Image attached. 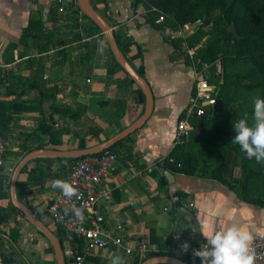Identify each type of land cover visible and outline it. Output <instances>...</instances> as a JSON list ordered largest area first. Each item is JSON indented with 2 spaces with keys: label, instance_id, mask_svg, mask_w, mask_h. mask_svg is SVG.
I'll return each instance as SVG.
<instances>
[{
  "label": "crops",
  "instance_id": "crops-1",
  "mask_svg": "<svg viewBox=\"0 0 264 264\" xmlns=\"http://www.w3.org/2000/svg\"><path fill=\"white\" fill-rule=\"evenodd\" d=\"M135 1L91 0L114 32L134 43L132 54L141 49L143 58L132 65L136 71L144 67L155 100L146 124L113 150L119 160L104 183V189L112 192V201L104 208L106 224L122 231L127 246L144 241L151 253L178 258L193 257L206 242L199 231L205 219L239 223L257 237L264 233V207L242 201L214 180L175 174L174 183L161 182L164 172L159 163L176 146L178 121L194 97L195 69L172 61L169 32L147 21L145 5ZM78 4V0H0V63L8 65L0 71V106L13 112L5 135L10 141L7 170L13 161L17 165V157L26 156L18 145L44 118L52 117L60 142L49 143L45 136L29 138L26 145L73 152L81 150V143L93 148L111 140L145 112L140 88L130 76L120 69L109 73L113 66L107 58L106 37L88 19L76 18L72 6ZM77 162H32L29 169L36 173L18 178V199L39 218L47 216L53 226L43 223L57 237L59 227L47 207L60 190L52 189L50 181L65 180ZM225 177L235 184L242 179L232 151L227 153ZM0 241L10 262L58 264L51 242L5 197L0 204ZM185 243L190 245L186 252ZM115 256L124 264L142 259L109 248L95 251L84 264H111Z\"/></svg>",
  "mask_w": 264,
  "mask_h": 264
},
{
  "label": "trees",
  "instance_id": "trees-1",
  "mask_svg": "<svg viewBox=\"0 0 264 264\" xmlns=\"http://www.w3.org/2000/svg\"><path fill=\"white\" fill-rule=\"evenodd\" d=\"M144 2V0H136L135 4L145 5L147 21L158 28L165 29L163 22L156 24L161 17L171 22L173 32H179L181 27L189 23L198 22L199 33L206 40L202 42L192 59L182 38L168 36L166 41L174 48L171 56L173 62L183 61L191 67L196 64L197 69H201L203 65H209L212 68V77L209 78V82L215 87L213 94L215 103L206 107L207 115L193 121L194 130L190 139L176 145L170 155L159 163L160 169L173 175L196 176L217 181L237 194L242 201L264 207V162L247 158L239 145L231 143L236 135L233 123L244 118L245 114L251 122L254 98L257 96L264 98V0H150L148 4ZM92 5L97 10L93 3ZM215 11L219 12V16L213 22L210 17ZM83 16L91 22L98 33H102L89 17L85 14ZM231 26L236 27L239 38L228 31ZM114 34L120 50L131 65L132 61L143 58L140 48L132 54L131 47L134 43L128 41L126 35L123 38L119 33L114 32ZM105 41L107 58L113 66L109 69V73L119 69L124 71L116 61L106 38ZM187 41L191 47H194L190 38ZM218 62L222 67L220 73L217 68ZM247 63H250L252 68H249ZM137 72L146 79L143 66ZM131 81L135 83L132 79ZM138 92L142 101L145 102L143 92L140 89ZM32 108L35 107L25 106L24 109ZM12 115L13 112L9 113L7 108L0 106L1 134L6 135L7 125L12 121ZM54 129L52 117L44 118L39 122L37 130L28 135L25 142L29 138L49 136V143L58 144L60 141L57 140ZM25 142L21 147L26 155L34 150L44 149V146L40 145L27 146ZM119 145L120 143L109 150H114ZM80 149H86L84 143L80 144ZM229 151L236 154V166L242 172V179L238 184L225 177V164ZM85 158H39L32 162L44 160L75 163ZM32 162L23 169L21 174L36 173V170L29 169ZM161 182L167 183L165 176L161 178ZM3 197L9 198L13 210L20 212L13 206L10 192L5 193ZM40 219L43 221L42 217ZM62 235L63 230L59 227L58 238L61 239ZM162 255L167 254L151 253L144 259L137 258L135 264H141L151 257ZM182 260L187 264H194L195 258L186 256Z\"/></svg>",
  "mask_w": 264,
  "mask_h": 264
},
{
  "label": "built area",
  "instance_id": "built-area-1",
  "mask_svg": "<svg viewBox=\"0 0 264 264\" xmlns=\"http://www.w3.org/2000/svg\"><path fill=\"white\" fill-rule=\"evenodd\" d=\"M61 2V1H60ZM76 18L81 22L85 17L79 4L72 6ZM86 19V18H85ZM164 21V17L157 23ZM83 32V30H81ZM104 36L103 33H101ZM193 58V53L189 51ZM8 65L0 63V71ZM218 72L222 70L220 62L217 63ZM208 65L201 69L195 68L194 90L192 102L178 121L176 145L188 141L194 130L193 121L204 118L206 114L205 103L213 101L215 87L209 82ZM90 82V80H88ZM9 139L0 133V204L5 193L10 192L14 169L7 170V149ZM119 156L113 150H105L98 155L88 156L80 160L73 167L69 176L65 179L74 182L77 195L68 199L59 194L49 198L47 211L54 224L63 230V239H60L66 264H84L85 259L95 251L102 249H122L127 255L138 254L142 259L152 252L147 242L141 241L136 246L125 245L122 231L106 224L104 216L105 205L112 201V192L104 189L107 177L115 170ZM72 204L82 208L83 219H78L69 212L65 214V208ZM193 205H191L192 207ZM199 247L200 249L203 244ZM252 246L259 254L257 264H264V233L253 239ZM196 264H201V259L195 257ZM0 264H26L25 262H10L3 256L0 241Z\"/></svg>",
  "mask_w": 264,
  "mask_h": 264
},
{
  "label": "clouds",
  "instance_id": "clouds-1",
  "mask_svg": "<svg viewBox=\"0 0 264 264\" xmlns=\"http://www.w3.org/2000/svg\"><path fill=\"white\" fill-rule=\"evenodd\" d=\"M253 119L250 122L247 114L244 118L233 123L236 133L231 143L240 146L247 158H255L257 162H264V98L257 96L253 101ZM52 189H59L69 200L77 195L74 182L54 179L50 181ZM65 214L71 212L78 219H83L82 208L72 204L65 208ZM199 231L206 239L200 249L193 251V257H199L201 264H257L259 254L252 246L253 234L239 223L219 221L214 223L205 219L199 224ZM186 252L190 245L183 246ZM111 264H124L120 256H115Z\"/></svg>",
  "mask_w": 264,
  "mask_h": 264
},
{
  "label": "water",
  "instance_id": "water-1",
  "mask_svg": "<svg viewBox=\"0 0 264 264\" xmlns=\"http://www.w3.org/2000/svg\"><path fill=\"white\" fill-rule=\"evenodd\" d=\"M80 9L83 13L89 17L102 31L105 35L106 40L109 44V47L118 62L121 68L130 76V78L138 85L140 90L143 92L145 96V112L144 114L134 122L130 127L119 133L117 136L112 138L111 140L101 143L98 146L93 148L81 149L73 152H60V151H52V150H34L27 154L17 165L14 174L11 180L10 186V196L13 206L18 209L25 217L39 230L52 244L56 260L58 264H66V260L64 257L62 245L60 243V239L43 223V221L30 209L29 206L22 203L17 196V182L20 174L23 169L32 161L39 158H66V159H82L92 155H98L101 152L111 149L116 144L122 142L126 138L133 135L136 131L141 129L146 122L151 118L154 111V95L149 85L148 81L141 77L138 72L133 68L131 63L127 60L125 55L120 50L115 34L114 29L109 24V22L98 13L97 10L93 7L91 0H78ZM228 31L232 33L234 36L239 38V34L235 26H231ZM215 102L211 101L205 103V106L213 105ZM164 176L170 183H174L175 177L173 174L169 172H164ZM192 218L195 220L193 214H191ZM199 233V231H198ZM141 264H187L182 258H178L171 255H162V256H154L151 257Z\"/></svg>",
  "mask_w": 264,
  "mask_h": 264
},
{
  "label": "rangeland",
  "instance_id": "rangeland-1",
  "mask_svg": "<svg viewBox=\"0 0 264 264\" xmlns=\"http://www.w3.org/2000/svg\"><path fill=\"white\" fill-rule=\"evenodd\" d=\"M150 0H145L144 3H147L149 2ZM218 16H219V12L218 11H215L213 12V14L211 15V21H216V19H218ZM171 22H169L168 20H165L163 21L162 25L163 27L165 28V30H167L169 32V36H172V37H177V38H182L184 40V46L188 49V51H191L193 53V57L195 56V52L197 51V49L201 46L202 42H204L206 40L205 37H203L200 33H199V26H198V22H195V23H189L187 25H185L184 27H181L179 29V32H173L172 31V27H171ZM188 38L191 39V41L193 42V46L194 47H191L189 42L187 41ZM189 54V53H188ZM247 66L249 68H252L251 64L250 63H247ZM193 68H197V65L194 64L193 65ZM208 71H209V77L211 78L212 77V68L208 65ZM10 142V141H9ZM19 148L22 149V147L20 145H18ZM10 149V148H9ZM15 149V148H14ZM23 150V149H22ZM12 153V152H11ZM22 160V159H21ZM19 160V157L16 158L15 161H18L17 162V165L20 163ZM17 165L15 164V162L13 161L11 164H9L8 168L10 169H14L15 167H17ZM16 169V168H15ZM238 169L241 171V169L238 167ZM13 176V175H12ZM20 197V196H19ZM4 204H7V202L5 201ZM3 204V205H4ZM43 220L49 224L50 226H53L52 223L50 222V220L48 219L47 216H42ZM63 239V237L61 236V240Z\"/></svg>",
  "mask_w": 264,
  "mask_h": 264
}]
</instances>
